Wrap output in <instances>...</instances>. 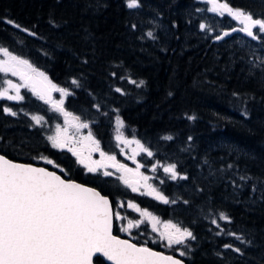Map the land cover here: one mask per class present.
Instances as JSON below:
<instances>
[{
    "label": "trees",
    "instance_id": "obj_1",
    "mask_svg": "<svg viewBox=\"0 0 264 264\" xmlns=\"http://www.w3.org/2000/svg\"><path fill=\"white\" fill-rule=\"evenodd\" d=\"M217 1L264 18V0ZM127 4L0 0V47L65 89V108L96 142L112 146L114 120L120 119V131L152 153L146 164L157 165L154 182L168 202L126 192L125 197L192 237L155 246L136 237L133 242L186 264H264V62L256 63L250 43L233 37L214 41L231 26L218 16L219 22L208 20L210 10L198 14V0ZM32 109L42 107L34 101ZM22 112L20 118L0 113L1 149L23 162L40 163L46 151L58 157L59 151L42 142L39 128L27 130ZM172 164L175 179L162 171ZM103 260L97 256L94 262Z\"/></svg>",
    "mask_w": 264,
    "mask_h": 264
},
{
    "label": "snow or ice",
    "instance_id": "obj_2",
    "mask_svg": "<svg viewBox=\"0 0 264 264\" xmlns=\"http://www.w3.org/2000/svg\"><path fill=\"white\" fill-rule=\"evenodd\" d=\"M210 2L213 4L212 11L223 9L242 20L244 27L241 31L246 32L248 36H254L252 30L257 26L259 32L264 33V18H254L251 13L233 10L227 3L217 5L216 0ZM127 6L139 7V0H128ZM5 22L20 28V25L12 20ZM200 27L203 29L205 25ZM148 35L151 36L152 33L149 32ZM0 53L7 58L0 60V72H11L31 82L33 91L37 92L41 99H50L51 91L68 94L65 89L52 84L44 72L34 68L27 60L12 55L7 48L0 47ZM140 83L143 84V81ZM8 84L16 89L17 95L7 98L22 99L19 96V86L11 81H8ZM37 85H40L39 90ZM5 94L6 90L0 92V96ZM62 104L61 100L59 105ZM5 111L10 112L11 109ZM33 119L37 123L40 122L38 117ZM118 124L122 125V121L118 120ZM53 143L60 148L67 146L66 140L53 139ZM148 155L151 156L152 153L149 151ZM80 162L84 163V160L81 159ZM48 163L54 162L49 160ZM175 169L176 165L172 164L165 167L164 171L172 173V178L175 179ZM96 170V167H89V171ZM133 191H136V188H133ZM156 195L158 199L168 202L160 193ZM115 215L119 217V213ZM220 217L224 220L230 219L224 213H221ZM113 226L110 202L99 192L62 179L60 175L46 168L13 163L0 156V264H92L96 253H103L114 264H183L174 257L163 256L147 247H138L128 240L119 239L112 234ZM184 237H192V233L187 229L181 231L176 228V234H168L167 239L169 244L182 243ZM235 251L239 252L240 249L236 248Z\"/></svg>",
    "mask_w": 264,
    "mask_h": 264
},
{
    "label": "flooded vegetation",
    "instance_id": "obj_3",
    "mask_svg": "<svg viewBox=\"0 0 264 264\" xmlns=\"http://www.w3.org/2000/svg\"><path fill=\"white\" fill-rule=\"evenodd\" d=\"M206 1L207 5L211 3L210 0ZM222 14L223 13L218 14V17L221 18ZM239 22L243 23V21ZM3 73V76L6 78V82H8V80H12V84L19 86V96L22 97V99L12 100L7 98L8 96L17 95V91L13 87L10 89H0V92H5L6 90V94L0 96V113L7 117H13L12 113H14L15 109L13 108V104L18 102L21 104L22 102H27V104H29L26 107V110L28 111L27 113L31 112L33 114L43 116L46 127L56 131V139L67 141L66 147H54L46 138L45 132L39 133V136L45 145H48L52 150L55 149L59 151L58 157H53L48 151H46L45 154L41 152L44 156V159L53 161L55 166H52L47 161L46 163L54 167L67 179L92 185L105 192V195L109 198L113 211V233L128 239L130 238L131 240L136 237L139 238L140 241L146 242V240L143 239L144 234H146L148 230L145 224L134 226V228L131 229L128 226H124V224L120 225V222L115 214L119 209H122L120 208L119 204H121L123 207H126L125 211L126 214H128V217H136L133 210L137 207H141L140 203L137 201L133 199L130 200L129 198L125 197V192L126 194L132 193L136 196L147 195L149 198L158 199L156 198L157 195L155 193L145 194L136 187V191H133V187L131 186L139 184L140 178L143 177V170H145L147 167L145 162L148 158V151H145L144 148L139 145V143L127 137L121 131L116 133L120 139L116 141L117 144L114 143L112 146L106 148L100 143L96 142L92 135L91 139H89L87 134L89 135L91 133L89 129H86L85 127L83 128L86 134L84 137H82V133L80 134L79 130L77 132H73L74 126L76 125L79 128L82 125V122L79 121L78 117L74 113L68 111L65 108V97L62 98L63 104L59 105L56 96H54L57 94V92L53 91V99L47 102L45 99H41L40 96L37 95V92L33 91V87L26 80L24 81V79H22L25 82V85H22L17 81V75H13L11 72ZM4 87H6V85ZM25 92H27V94H25ZM34 101L41 105L42 110L37 111L32 109ZM5 109H11V111L6 112ZM34 127L39 128V126ZM26 128L27 130L32 131L28 125ZM3 142H5V139L0 135V154L11 159L6 154V152L1 149ZM101 153L104 155L102 156ZM108 157H114V159H108ZM80 159H83L87 165H78L77 163L80 161ZM68 161H70L69 164ZM120 165H123L124 167L121 168ZM89 167H96L97 170L94 172L89 171ZM105 173H108V175ZM125 181H127V183H125ZM157 193L159 192L157 191ZM123 229H127V231H124ZM185 238L186 237H184V239ZM103 262L104 264H107L105 259Z\"/></svg>",
    "mask_w": 264,
    "mask_h": 264
},
{
    "label": "rangeland",
    "instance_id": "obj_4",
    "mask_svg": "<svg viewBox=\"0 0 264 264\" xmlns=\"http://www.w3.org/2000/svg\"><path fill=\"white\" fill-rule=\"evenodd\" d=\"M198 2L200 3L199 6L196 9L198 14H199V12L201 10L208 11V10H211L213 8V4L210 3L209 5H207V1L206 0H198ZM216 3H217V5L222 4L221 2H218L217 0H216ZM211 12L212 11H210V14L206 17L207 19L209 18V19L218 21V19H217V16L218 15L217 14L223 13L221 15V18L219 17V19H222L223 18L222 20H228V21H230L229 23H231L230 24L231 28L237 27V25L238 26L241 25L242 27H244V23L239 22V21H242V20L235 18L233 15L229 14L228 12H226V11H224L222 9H220L218 11H214L216 14L215 13L211 14ZM257 27L253 28V30H252L253 33H254V36H251V37L246 38V37H241L240 35H235V36H233V39L234 40H238L241 44H244V43L247 42L246 44L249 45V43H250L253 46L252 49L257 52L255 57H256V63L259 64L260 62H264V56L262 55V53L264 52V33L259 32V30H258ZM209 33L212 34V35H214L215 34V31L213 29H211ZM247 39H249V41H247ZM4 59H7V58L3 55V53H0V60H4ZM17 76H18L17 77L18 78L17 81L20 82L22 85H25V82H24L25 80L23 81L19 75H17ZM5 79L6 78L4 77L3 80L6 81ZM0 80H1L0 81V89H6V88L10 89L11 88V86L8 84V82H4L3 83V80L2 79H0ZM5 85H6V87H4ZM55 92H57V94L54 95V96H56L58 102H60L62 100V98L65 97V94L64 93H61L59 91H55ZM22 111H24V113L29 117V118L28 117L26 118V124L28 125V127L33 130L34 126H39L40 132H45L46 138L54 146L53 139H56V135H55V132L56 131H53L50 128L46 127L45 122H44V119H43V116L38 115V114H33L31 112L27 113L28 111L26 109L25 110L23 109L21 111L14 109L15 115H12V116L13 117H16V118H18V117L20 118L21 115H23V112ZM33 117L40 118V122L37 123L36 120L33 119ZM118 120L121 121L120 119H115L114 120L115 121L114 124H115V127L116 128H114L115 135H114L113 140H114L115 144H117L116 141L120 140V139H117L118 138V134H116V133L118 131H120V130H123V127H124L123 126V122H122V125L121 124H118ZM81 124L82 125H86L83 122ZM85 128L86 129H89L88 126L85 127ZM78 130H79L80 134L82 133L81 134L82 137H84V135L86 134L85 131H84V128L81 127V126L78 128L75 125L74 128H73V132H77ZM116 130H118V131H116ZM88 136L89 135L87 134V137ZM54 147H56V146H54ZM147 156L149 157L150 155H147ZM149 158L146 159V162L145 163H147V161L149 160ZM39 161L45 164L46 161L48 162L49 160L48 159L39 158ZM77 164L78 165H82V166L83 165H85V166L87 165L85 161H84V163H81L79 161ZM51 165L52 166H55L54 163H52ZM156 166L157 165L156 164H153V163L147 165V167L145 168V170H143L144 174H143V177L140 178L139 184L131 185V186L133 188H135V187L136 188H139L145 194H152V193H155L156 194L157 191H158V189H157V184L154 182V179H158V181H159V177L157 176V173L159 171L156 168ZM167 166H169V165H165L163 167L162 171H164V168L167 167ZM166 173L168 174L169 177H170V175L172 177V173H170V172H166ZM153 189H155L154 192H153ZM119 206L122 209H119L117 211V213H119V217H117V216L116 217L119 220L120 225H123L124 224V226H128L129 227V222H131L132 227H130V228L133 229L134 226H140L142 224H145V226L148 228V230H147L146 234H144L143 239L146 240V243H149L151 245L153 244L152 246L157 245L155 243L160 242L163 239L168 240L167 239L168 234H176V228L184 229V228H180V227L176 226L175 223H173L172 221L165 220V219L162 220L160 217H158L154 213H152V212H150V211H148V210H146L144 208H141V207H137L134 210L132 209L136 217H131V216L128 217V214H126V211H125L126 207H123L121 204H119ZM145 213H148L150 215L145 214ZM172 225H175L176 227L173 228V227H171ZM181 231H183V230H181ZM131 237H132V235H131ZM148 239H149V242L147 241Z\"/></svg>",
    "mask_w": 264,
    "mask_h": 264
},
{
    "label": "water",
    "instance_id": "obj_5",
    "mask_svg": "<svg viewBox=\"0 0 264 264\" xmlns=\"http://www.w3.org/2000/svg\"><path fill=\"white\" fill-rule=\"evenodd\" d=\"M234 29H235V31H234ZM241 29H242L241 27H233V28H229V29H224V30H222V31L220 32V34L217 35V36H219V37H221V38H220V39H217V38H216L217 36H216V37L214 38V41L225 40V39L231 37V36H232L234 33H236V32L246 33V32H244V31H241ZM225 33H227V35H225ZM27 82H28V81H27ZM28 83L33 87V85H32L31 82H28ZM39 88H40V85H37V89H38V90H39ZM52 99H53V91H51V98H50V99H48L47 97H45V100H46L47 102L51 101ZM0 156L5 157L6 159L12 161L13 163L23 164V165H32L33 167H37V168H46L48 171H52V172H55L57 175H60L62 179H65V180H71V179H67V178H65V177L62 176L59 172H57V171H55V170H52V169H50L49 167H46V166H44V165H41V164H38V163H31V162H23V161L12 160V159H9V158H7L6 156H4V155H2V154H0ZM71 181H73V182H75V183H77V184L83 185V186H85V187H87V188L94 189L95 191L99 192L102 196L107 197L105 194H102V193L100 192L99 189H97L96 187H94V186H92V185H89V184H86V183H82V182H79V181H75V180H71ZM107 198H108V197H107ZM108 200H109V198H108ZM109 202H110V201H109ZM110 205H111V203H110ZM111 208H112V207H111ZM112 234H113L114 236L118 237V238L121 239V240H128V241H130L131 243L136 244L135 242L129 240L128 238H125V237H121V236L116 235L115 233H113V231H112ZM136 245H137L138 247H139V246H143V245H138V244H136ZM143 247H147V248L151 249L153 252L160 253V254L163 255V256H171V257H174V258H176V259L181 260V261L183 262V264H186L185 261H184L182 258H180L179 256L172 255V254H168V253H164L163 251L153 249V248L150 247V246H143ZM97 256H101L102 258H104L105 261L107 262V264H114V262L108 260L107 257H105V256L103 255V253H96V254H94V256H93V258H92V264H94V261H93V260H94V258L97 257Z\"/></svg>",
    "mask_w": 264,
    "mask_h": 264
},
{
    "label": "bare ground",
    "instance_id": "obj_6",
    "mask_svg": "<svg viewBox=\"0 0 264 264\" xmlns=\"http://www.w3.org/2000/svg\"><path fill=\"white\" fill-rule=\"evenodd\" d=\"M219 2H220V1H219ZM224 3H225V1H224ZM208 5H209V4H208ZM206 7H207V6H206ZM231 8H232V7H231ZM206 9H207V8H206ZM222 10H223V9H222ZM240 10H241V9H240ZM214 13H215V12H214ZM201 15H202V14H201ZM212 17H213V16H212ZM208 19H209V18H208ZM222 19H223V18H222ZM226 19H227V18H226ZM228 19H229V18H228ZM201 21H202V20H201ZM226 21H227V20H226ZM215 22H216V21H215ZM218 22H219V20H218ZM229 22H230V21H229ZM232 23H233V22H232ZM217 24H218V23H217ZM229 24H231V23H229ZM234 24H235V23H234ZM219 25H220V24H219ZM239 25H240V24H239ZM199 26H200V25H199ZM235 26H236V25H235ZM230 28H231V27H230ZM218 30H220V29H218ZM223 30H224V28H223ZM220 32H221V31H220ZM218 33H219V32H218ZM207 34H208V33H207ZM216 34H217V33H216ZM216 34H215V35H216ZM262 51H263V50H262ZM258 52H259V51H258ZM0 76H1V75H0ZM2 78H3V77H2ZM0 79H1V78H0ZM0 81H1V80H0ZM8 81H9V80H8ZM11 81H12V80H11ZM4 82H6V81L3 80V83H4ZM13 82H14V81H13ZM115 128H116V127H115ZM42 134H44V133H42Z\"/></svg>",
    "mask_w": 264,
    "mask_h": 264
}]
</instances>
